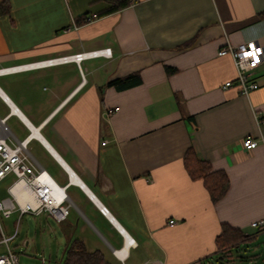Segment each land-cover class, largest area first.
Returning <instances> with one entry per match:
<instances>
[{
  "label": "crops",
  "instance_id": "0c3cea01",
  "mask_svg": "<svg viewBox=\"0 0 264 264\" xmlns=\"http://www.w3.org/2000/svg\"><path fill=\"white\" fill-rule=\"evenodd\" d=\"M9 3L0 68L111 50L0 73L10 138L32 133L28 145L47 165L29 153L71 202L48 223L60 264L72 239L110 264H264V223L251 225L264 221V0H135L100 17L103 0ZM84 14L93 19L77 24ZM250 40L263 51L260 86L242 95L232 59L217 51ZM133 73L136 85H107ZM246 138L257 145L245 148ZM189 148L229 179L216 203L184 167ZM222 223L248 235L226 258L216 246Z\"/></svg>",
  "mask_w": 264,
  "mask_h": 264
},
{
  "label": "built area",
  "instance_id": "2783aa9c",
  "mask_svg": "<svg viewBox=\"0 0 264 264\" xmlns=\"http://www.w3.org/2000/svg\"><path fill=\"white\" fill-rule=\"evenodd\" d=\"M92 19V17H88L86 22ZM101 55L111 56L110 48L37 61L17 67L0 68V73L53 65L69 60L79 62L86 57ZM217 55H229L232 59L236 71L234 84L240 94L248 95L260 86L254 78V71L263 58L262 47L257 41L250 40L238 45L226 43L217 51ZM232 85V81H226L223 87ZM6 101H8L7 98ZM116 110L117 107L108 113ZM263 119L264 115L262 118L257 117L259 121ZM5 121L6 117L0 118V182L9 174H12L14 179L7 187L8 196L0 198V245H4V250L0 252V264H19L18 255L9 244L16 236V230L11 235H6L1 226V218L9 217L13 212L18 211L20 215L24 213L47 214L53 219L61 221L66 218L71 202L64 186L59 185L29 153L27 145L32 133L20 140L13 136L10 138L11 133ZM102 144H105V141ZM242 145L245 148H253L257 145V140L246 138L242 141ZM99 208L103 214H107L105 207L99 206ZM173 223L174 220L169 221V224ZM263 223V220H259L251 225L259 226ZM116 251L114 249L113 253L116 254ZM41 264H45L44 258H41Z\"/></svg>",
  "mask_w": 264,
  "mask_h": 264
},
{
  "label": "trees",
  "instance_id": "16d2710c",
  "mask_svg": "<svg viewBox=\"0 0 264 264\" xmlns=\"http://www.w3.org/2000/svg\"><path fill=\"white\" fill-rule=\"evenodd\" d=\"M107 6L96 13V16H104L112 12L119 11L133 4L135 0H103ZM9 0H0V15L9 11ZM264 18V11L259 14ZM86 20V15L77 18V24H82ZM140 82L139 75L133 73L122 78L109 81L107 85L118 90L129 88ZM184 167L192 179H200L207 189L211 201L216 203L226 193L229 187V179L223 170H212L208 161L197 158L192 148H189L183 157ZM248 235L239 228H234L226 223L221 224L220 232L216 237V246L222 258L229 257V249L244 242ZM226 253V254H225ZM62 264H110L103 254L98 251H88L84 243L79 239H72L65 251Z\"/></svg>",
  "mask_w": 264,
  "mask_h": 264
},
{
  "label": "rangeland",
  "instance_id": "374dc122",
  "mask_svg": "<svg viewBox=\"0 0 264 264\" xmlns=\"http://www.w3.org/2000/svg\"><path fill=\"white\" fill-rule=\"evenodd\" d=\"M33 143L28 145L30 153L41 163L46 164L41 155L33 149ZM46 165L45 168H46ZM14 176L7 175L0 182V198L8 196L7 187L12 183ZM48 223H53L50 216L46 214L34 215L24 213L20 215L18 211L13 212L9 217L1 218V226L6 235H11L16 230V236L9 242L11 248L18 255L19 264H41V258L45 259V264H60L61 251H50L52 244ZM51 245V246H50ZM55 245V244H54ZM57 246H53V248ZM4 250V245H0V252ZM222 264H238L235 261H224Z\"/></svg>",
  "mask_w": 264,
  "mask_h": 264
},
{
  "label": "bare ground",
  "instance_id": "6f19581e",
  "mask_svg": "<svg viewBox=\"0 0 264 264\" xmlns=\"http://www.w3.org/2000/svg\"><path fill=\"white\" fill-rule=\"evenodd\" d=\"M15 108H13V110H14ZM16 112V111H15ZM18 113V112H17ZM35 130V132L37 133V129H34ZM70 172V171H69ZM69 175L71 176V173H69ZM74 180H75V178H74ZM127 236V235H126ZM127 238H129L128 236L126 237V241H127ZM128 243L130 244L131 243V245H133L135 242H134V240L133 239H131V238H129V240H128ZM128 244V245H129ZM120 250L121 249H119V251H116V252H119L120 253Z\"/></svg>",
  "mask_w": 264,
  "mask_h": 264
},
{
  "label": "water",
  "instance_id": "95a60500",
  "mask_svg": "<svg viewBox=\"0 0 264 264\" xmlns=\"http://www.w3.org/2000/svg\"><path fill=\"white\" fill-rule=\"evenodd\" d=\"M14 111H16V112H17V109L15 108V109H14ZM91 197H92V195H91ZM100 206H101V205H100ZM101 207H103V206H101Z\"/></svg>",
  "mask_w": 264,
  "mask_h": 264
}]
</instances>
